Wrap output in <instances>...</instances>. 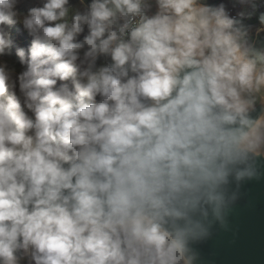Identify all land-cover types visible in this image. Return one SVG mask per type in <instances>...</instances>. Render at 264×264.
<instances>
[{"label":"clouds","instance_id":"9594fccd","mask_svg":"<svg viewBox=\"0 0 264 264\" xmlns=\"http://www.w3.org/2000/svg\"><path fill=\"white\" fill-rule=\"evenodd\" d=\"M230 3L0 0V264H195L264 160V0Z\"/></svg>","mask_w":264,"mask_h":264},{"label":"water","instance_id":"95a60500","mask_svg":"<svg viewBox=\"0 0 264 264\" xmlns=\"http://www.w3.org/2000/svg\"><path fill=\"white\" fill-rule=\"evenodd\" d=\"M260 166L258 177L232 185L237 198L226 226L214 223L210 235L193 245L195 264H264V160Z\"/></svg>","mask_w":264,"mask_h":264},{"label":"trees","instance_id":"16d2710c","mask_svg":"<svg viewBox=\"0 0 264 264\" xmlns=\"http://www.w3.org/2000/svg\"><path fill=\"white\" fill-rule=\"evenodd\" d=\"M33 2H35V0H33ZM71 3L75 4L77 3V0H70ZM208 3H212V4H218L215 1H211V0H207ZM30 6L29 3H26L24 5H21L22 8ZM257 21L255 17H253L251 20H246L245 23H252L255 24ZM20 26L17 25L16 28L13 29L14 34L16 35V45L17 46H27L30 43V37L27 36L26 33L23 32V30L21 29L18 33H17V29H19ZM81 39L83 38L82 36L80 37ZM5 59H7L11 64H15L17 67V70H19L20 65L18 64V60L15 56V49L13 50V55L11 57H5ZM101 61H98V63H100Z\"/></svg>","mask_w":264,"mask_h":264},{"label":"built area","instance_id":"2783aa9c","mask_svg":"<svg viewBox=\"0 0 264 264\" xmlns=\"http://www.w3.org/2000/svg\"><path fill=\"white\" fill-rule=\"evenodd\" d=\"M211 1H215L218 4L221 3V2H224V3L228 4L229 8L231 9L230 0H211ZM237 10H238V8L237 9H231V14L235 15ZM261 10L264 11V7H262Z\"/></svg>","mask_w":264,"mask_h":264},{"label":"rangeland","instance_id":"374dc122","mask_svg":"<svg viewBox=\"0 0 264 264\" xmlns=\"http://www.w3.org/2000/svg\"><path fill=\"white\" fill-rule=\"evenodd\" d=\"M256 23H257V21H255ZM262 35H264V34H262Z\"/></svg>","mask_w":264,"mask_h":264}]
</instances>
